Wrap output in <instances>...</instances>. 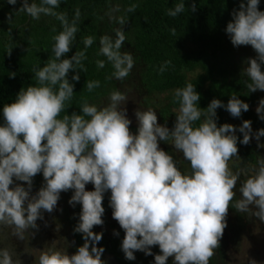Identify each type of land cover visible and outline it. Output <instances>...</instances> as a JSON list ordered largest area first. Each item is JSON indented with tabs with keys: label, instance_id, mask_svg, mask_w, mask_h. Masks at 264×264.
<instances>
[{
	"label": "clouds",
	"instance_id": "9594fccd",
	"mask_svg": "<svg viewBox=\"0 0 264 264\" xmlns=\"http://www.w3.org/2000/svg\"><path fill=\"white\" fill-rule=\"evenodd\" d=\"M17 2L7 0L10 5ZM60 4L61 0H23L19 9L37 20L42 14L56 16L62 31L53 37L55 59L34 69L37 84L22 88L16 99L2 109L5 123L0 125V225L14 226V235L24 239L26 231L38 230L36 222L43 219L42 212H53L61 193L73 190L69 204L82 205L74 232L83 235L84 243L72 255L42 250L39 264H106L102 260L105 249L97 247L103 232L93 229L104 224L103 200L110 190L109 207L125 232L121 243L125 259L135 261L137 251L152 256V247L158 245L162 254L154 256L153 264H167L169 257H174L173 264H209L227 227L229 204L239 179L229 170L228 162L239 157L238 142L248 145L253 135L258 147L264 148L259 143L264 128L253 133L250 120L243 121L239 129L227 123L218 127L217 109L224 108L238 118L250 105L231 95L227 104L213 99L202 109L198 103L201 96L191 83L175 91L180 107L172 129L161 125L155 110L148 109L136 110L137 132H131L127 108H121L127 97L120 91L111 93L110 104L105 107L85 103L82 114L73 112L58 118L75 93V85L67 78L69 71L76 70V66L86 71L82 65L84 52L62 59L76 39L80 13L77 10L70 23L66 14L54 11ZM259 5L260 0L242 2L226 27L233 46L251 45L257 53L244 68L251 81L247 84L249 92L264 91V11ZM196 10L193 3L191 11ZM184 11L181 0L167 14L176 17ZM118 22L126 24L123 17ZM115 33V40L108 35L100 38L98 54L112 64L113 77L123 80L133 69L134 58L129 52H121L126 40L124 30L117 28ZM93 43L94 37L84 39L86 47ZM97 63L99 68L105 67L104 61ZM79 79L77 71L72 80ZM99 86V81L87 82L89 91ZM256 112L264 121V99ZM202 117L203 122L195 126ZM237 130L243 134L242 140ZM168 141L190 162V173H182L174 157L161 148L160 143ZM40 173L44 184L30 195L33 178ZM14 178L26 182L27 189L22 184L10 188ZM89 183L94 190H86ZM240 192L243 199L236 203V209L249 212L254 205L253 215L264 222V159L259 161L258 171L244 181ZM114 234L119 236L118 232ZM13 257L9 248H0V264H22Z\"/></svg>",
	"mask_w": 264,
	"mask_h": 264
},
{
	"label": "trees",
	"instance_id": "16d2710c",
	"mask_svg": "<svg viewBox=\"0 0 264 264\" xmlns=\"http://www.w3.org/2000/svg\"><path fill=\"white\" fill-rule=\"evenodd\" d=\"M35 2L39 3V0ZM180 2L181 0H61L60 7L54 11L66 14L70 23L75 19L77 10L80 13L79 20L76 21V39L72 49L62 59H70L76 52H84L86 58L82 60V65L86 71L80 66L69 71L67 78L75 85V93L65 102V109L58 118L73 112L82 114L81 107L85 103L105 107L110 104L111 93L120 91L126 95V101L133 98L146 110H155L158 122L172 129L180 107L176 102L175 91L191 83L201 96L198 103L202 109H206L213 99L227 104L231 95L238 96L250 105L249 110L242 112L238 118L224 108L217 109L218 127L227 123L238 129L239 123L250 120L254 132L264 128V121L256 112L259 101L264 99V91L249 92L247 84L251 81L244 72L246 61L253 57L255 50L252 53L250 45L233 46L226 33L227 24L233 19V11L239 10L240 4H246L247 0H183L185 11L176 17L168 15V10L174 9ZM193 3L197 5L195 12L191 11ZM22 5L23 0H18L16 5L0 0V125L5 123L2 112L4 105L12 103L22 88L35 86L37 80L34 69L55 59L53 37L62 31L61 21L56 16L42 14L40 19H33L26 12L19 11ZM133 5L138 7L135 11H128ZM117 7L119 11H114ZM259 10L264 11V0H260ZM120 17L125 19V25L119 24ZM117 28L124 30L126 36L121 52H129L134 58V67L123 80L113 77L115 70L112 64L107 61L106 56L98 54L100 38L108 35L115 40ZM89 36L94 37V43L86 47L84 39ZM98 61H104L105 67L99 68ZM77 71L80 75L78 82L72 80ZM94 81H99L100 86L89 91L87 82ZM203 119L202 117L195 122V126H199ZM236 135L240 140L243 139V134L238 130ZM259 143L264 144V137L260 138ZM160 146L174 157L182 173L191 172L190 162L184 159L181 151L174 148L171 141L161 142ZM237 146L239 157L234 156L228 162L229 170L239 176L233 189L235 196L229 204L227 227L209 264L225 263L229 237H232L234 243L245 233L251 218H256L252 216L251 210L240 212L235 205L243 199L240 187L244 181L258 171L259 161L264 159V148L258 147L255 137L248 145L238 142ZM16 184H22L27 189L26 182L16 181L15 178L10 188ZM43 184L42 173L37 174L33 178L30 195H35ZM88 187L89 191L94 190L93 184L89 183ZM72 195L73 190L62 192L58 201L60 211H56V216L50 217V222L60 220L70 227L73 242L71 250H66L69 255L74 254L84 243L83 235L74 232L82 205H70ZM110 196L109 190L103 200L104 224L93 229L96 233L103 232V238L97 245L105 249L102 260L109 254L114 258L115 264H153L154 256L162 254L158 245L152 247V256L137 251L135 261L125 259L121 250L125 232L113 218V210L109 207ZM36 223L38 230L34 229L36 234L33 238L29 237L30 233H24V239L13 234L23 245L24 251L28 250L30 244L38 241L35 238L41 237L39 233L45 223L43 219H38ZM260 223L264 226V222ZM113 226H119L116 231L119 236L114 232L109 233ZM11 227L15 232L14 226ZM173 260L174 257H169L167 264H173Z\"/></svg>",
	"mask_w": 264,
	"mask_h": 264
},
{
	"label": "rangeland",
	"instance_id": "374dc122",
	"mask_svg": "<svg viewBox=\"0 0 264 264\" xmlns=\"http://www.w3.org/2000/svg\"><path fill=\"white\" fill-rule=\"evenodd\" d=\"M250 48L253 53L254 49L251 45ZM256 56L257 53L255 51L252 58H256ZM123 107L127 108V116L132 121L130 131L136 133L138 124L135 112L136 110L146 111V109L140 106L139 101L136 99L133 100V98H130L129 101L123 102L121 108ZM241 125L242 123L238 124V129ZM253 133L255 132L253 131ZM254 137L255 135H253L252 138ZM87 189L89 190L88 184L86 185V190ZM64 202H62V205ZM250 210L254 213L256 211L255 206H250ZM56 211H60L58 204L53 212H42L45 225L41 224L42 229L41 233H39V236L41 237L37 236L38 238L35 239L38 241L30 245L28 244L29 248H27V251L23 250V245L20 244L21 242L18 241V238L16 237L15 239L13 236V227H9L5 224L0 225V236H2V241L0 242L2 245H0V248H9L14 254L13 258L16 259L18 257L22 261V264H39V257L42 250H71L70 247L73 242V237L71 236L70 227L65 226L60 220L50 222V217L52 218L53 216H56ZM118 228L119 226H113L110 228L109 233H115ZM33 231L34 229L31 231L28 230V232L25 233H30L31 235L29 237L33 238L36 234ZM253 260L256 261V264H264V226L256 218H251V221L246 226L245 233H243L234 243L232 242V237H229L225 263L219 264H253ZM104 261L106 264H115L114 258L109 254L106 255Z\"/></svg>",
	"mask_w": 264,
	"mask_h": 264
}]
</instances>
